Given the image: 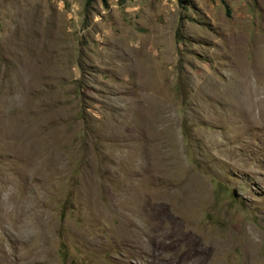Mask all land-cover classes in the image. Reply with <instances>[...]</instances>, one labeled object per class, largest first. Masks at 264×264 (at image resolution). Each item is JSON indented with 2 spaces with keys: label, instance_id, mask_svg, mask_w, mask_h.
I'll list each match as a JSON object with an SVG mask.
<instances>
[{
  "label": "rangeland",
  "instance_id": "1",
  "mask_svg": "<svg viewBox=\"0 0 264 264\" xmlns=\"http://www.w3.org/2000/svg\"><path fill=\"white\" fill-rule=\"evenodd\" d=\"M0 252L264 264V0H0Z\"/></svg>",
  "mask_w": 264,
  "mask_h": 264
},
{
  "label": "bare ground",
  "instance_id": "2",
  "mask_svg": "<svg viewBox=\"0 0 264 264\" xmlns=\"http://www.w3.org/2000/svg\"><path fill=\"white\" fill-rule=\"evenodd\" d=\"M154 177V176H153ZM155 180V178H151L150 180H148L149 181V183H153V181ZM157 180V179H156ZM156 183H157V181H156ZM152 198H154V196L152 197ZM139 202V201H138ZM161 202V201H160ZM159 202V203H160ZM140 203V202H139ZM142 203V202H141ZM184 203V202H183ZM135 204V203H134ZM134 204H132L131 205V207L130 208H128L130 211H136L137 213H139V215H143V213L145 212V207H146V205L143 207L142 206V208L141 209H139V210H136V206L134 205ZM150 204V203H149ZM182 204V203H181ZM139 205V204H138ZM150 205H155V207L157 208V209H159V207L161 208V204L160 205H156V202H154L153 201V204H150ZM163 205V204H162ZM166 205V204H165ZM140 206V205H139ZM164 206V205H163ZM138 207V206H137ZM186 209V208H185ZM92 211V210H91ZM134 215V214H133ZM137 215V214H136ZM154 217V216H153ZM186 217V216H185ZM183 218V217H182ZM18 220V219H17ZM155 221V220H154ZM129 223V222H128ZM17 225V224H16ZM18 226V225H17ZM15 227V226H14ZM142 231V230H141ZM137 232V231H136ZM19 233V232H18ZM140 233V232H139ZM20 234V233H19ZM140 235V234H139ZM15 236V235H14ZM17 236V235H16ZM22 237V236H21ZM117 237H118V240H119V242H120V245L121 246H128L130 249H132L133 251H132V253L133 254H130V255H134V256H136V257H143V258H146V256L147 257H153V256H158L159 257V262L161 263V261L163 260V257H161L162 256V253H161V251H158V250H154V249H151V247L149 246H145V240L144 241H141V242H134L135 240H136V238L135 237H133L132 236V234H131V236H130V234H129V232L126 230V229H124V228H121L120 229V231H118V233H117ZM16 238V237H15ZM20 238V237H19ZM19 240V239H18ZM16 241V240H15ZM32 241V240H31ZM37 241V240H36ZM39 244V243H38ZM33 245V244H32ZM152 245V248H154V245L153 244H151ZM4 248V247H3ZM123 249V248H122ZM151 249V252H149L148 250H150ZM23 251V250H22ZM163 251V250H162ZM14 252V251H13ZM1 253V252H0ZM9 255H11V254H9ZM18 256H19V254H18ZM2 257V256H1ZM25 257V256H24ZM23 259V258H22ZM4 260V259H3ZM20 260V259H19ZM18 260V261H19ZM144 260H146V259H144ZM6 261V260H5ZM16 261V260H15ZM149 262V261H148ZM5 263V262H4ZM166 263V262H165ZM8 264H17V263H15L14 262V260H11L10 261V263H8ZM253 264V263H252Z\"/></svg>",
  "mask_w": 264,
  "mask_h": 264
},
{
  "label": "clouds",
  "instance_id": "3",
  "mask_svg": "<svg viewBox=\"0 0 264 264\" xmlns=\"http://www.w3.org/2000/svg\"><path fill=\"white\" fill-rule=\"evenodd\" d=\"M11 190H6L3 193V201L5 202L6 207V211L8 212H12L14 205L10 204V196H11ZM39 236V232L38 231H33V232H29L25 237H23L25 240H30L33 238H36Z\"/></svg>",
  "mask_w": 264,
  "mask_h": 264
},
{
  "label": "water",
  "instance_id": "4",
  "mask_svg": "<svg viewBox=\"0 0 264 264\" xmlns=\"http://www.w3.org/2000/svg\"><path fill=\"white\" fill-rule=\"evenodd\" d=\"M234 194H235V195H237V193H236V192H235Z\"/></svg>",
  "mask_w": 264,
  "mask_h": 264
}]
</instances>
